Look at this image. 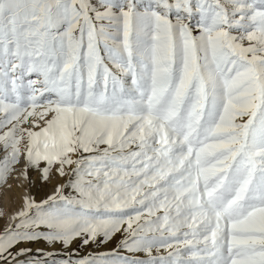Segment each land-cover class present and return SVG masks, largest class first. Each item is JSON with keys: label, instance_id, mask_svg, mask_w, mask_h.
<instances>
[{"label": "snow or ice", "instance_id": "6c2138e0", "mask_svg": "<svg viewBox=\"0 0 264 264\" xmlns=\"http://www.w3.org/2000/svg\"><path fill=\"white\" fill-rule=\"evenodd\" d=\"M0 264H264V0H0Z\"/></svg>", "mask_w": 264, "mask_h": 264}]
</instances>
